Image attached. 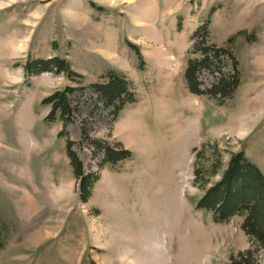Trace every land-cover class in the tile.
Returning a JSON list of instances; mask_svg holds the SVG:
<instances>
[{
	"label": "rangeland",
	"instance_id": "374dc122",
	"mask_svg": "<svg viewBox=\"0 0 264 264\" xmlns=\"http://www.w3.org/2000/svg\"><path fill=\"white\" fill-rule=\"evenodd\" d=\"M203 23L237 64L221 101L184 79ZM52 57L78 77L26 75ZM109 71L134 98L116 116L89 87ZM65 87L71 119L47 122L43 101ZM68 141L97 175L86 202ZM94 143L129 156L105 162ZM240 151L264 174V0H0V264H229L248 249L264 264L241 217L195 207Z\"/></svg>",
	"mask_w": 264,
	"mask_h": 264
},
{
	"label": "trees",
	"instance_id": "16d2710c",
	"mask_svg": "<svg viewBox=\"0 0 264 264\" xmlns=\"http://www.w3.org/2000/svg\"><path fill=\"white\" fill-rule=\"evenodd\" d=\"M207 23H203L193 34V52L196 58L187 60L184 79L187 89L195 95H207L217 100L230 97L239 84L238 72L234 56L227 50L208 43ZM229 58L233 63V72L226 74L222 71V60ZM26 75L41 72L63 73L71 80L78 74L71 71L68 63L60 58L36 59L24 65ZM206 71L213 75L214 82L209 88H201L198 76ZM104 82L90 84L89 87L105 108H112L116 116L126 104L134 101L129 81L114 71H109L101 77ZM74 89L65 87L55 91L43 103L50 106L46 117L47 122H53L57 116L67 122L72 116V107L68 97ZM73 143H66V154L76 178L80 180L79 198L86 202L91 195L92 187L97 180L94 173H84L82 162L72 150ZM94 145L103 152L105 162H115L129 156L128 151H114L109 147ZM197 209L211 212L214 222H229L233 217H241V228L259 249L264 248V174L242 151L230 155L225 170L220 179L207 188L197 201ZM257 252V251H256ZM256 253L245 250L230 258L229 264H255Z\"/></svg>",
	"mask_w": 264,
	"mask_h": 264
}]
</instances>
